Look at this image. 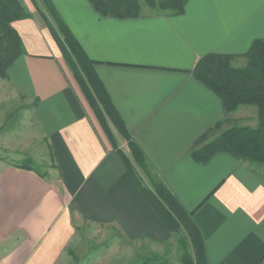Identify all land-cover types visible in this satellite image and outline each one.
I'll return each mask as SVG.
<instances>
[{"label": "crops", "instance_id": "0c3cea01", "mask_svg": "<svg viewBox=\"0 0 264 264\" xmlns=\"http://www.w3.org/2000/svg\"><path fill=\"white\" fill-rule=\"evenodd\" d=\"M52 1L153 172L193 212L208 264H264V166L223 151L204 163L192 156L197 141L224 126L258 125L254 106L225 113L193 69L210 53L245 66L244 54L264 38V0H188L181 15L141 6L129 18L101 16L88 0ZM24 2L33 16L13 26L27 52L0 77V107L17 98L33 104L32 126L52 164L25 168L27 153L11 149L10 136L2 141L0 264H64L80 223L113 228L128 243H165L171 232L113 149L49 27Z\"/></svg>", "mask_w": 264, "mask_h": 264}, {"label": "trees", "instance_id": "16d2710c", "mask_svg": "<svg viewBox=\"0 0 264 264\" xmlns=\"http://www.w3.org/2000/svg\"><path fill=\"white\" fill-rule=\"evenodd\" d=\"M31 1L49 27L66 65L113 149L120 154L148 202L169 231L182 233L178 240L179 263L208 264L204 236L193 217V212H189L153 172L144 153L131 139L95 71L94 61L87 56L52 0ZM88 1L104 17L129 18L141 14V0ZM144 2L157 12L181 15L185 12L188 0ZM32 16L21 0H0V77H5L10 66L27 52L13 22ZM244 57L246 64L239 68L232 65L234 55L210 53L200 58L193 69L195 78L219 96L225 113L234 112L241 105H251L256 107L258 116L257 127H231L204 144L201 140L197 141L193 146L192 156L198 162H207L216 152L223 151L252 167L264 166V38L256 39ZM114 131L125 140L128 152L121 148ZM28 162L32 161L27 160L26 163ZM29 163L24 165L25 168H33ZM38 174L47 176L39 171ZM168 252L155 253L143 259L141 264H173L168 259Z\"/></svg>", "mask_w": 264, "mask_h": 264}, {"label": "rangeland", "instance_id": "374dc122", "mask_svg": "<svg viewBox=\"0 0 264 264\" xmlns=\"http://www.w3.org/2000/svg\"><path fill=\"white\" fill-rule=\"evenodd\" d=\"M21 1L26 8L24 0ZM141 6L146 9L147 5L144 0H141ZM232 65L239 67L241 63L232 62ZM7 104H1L0 107V146L8 147L2 141L10 136L12 138L11 149L20 151V154L27 153L28 160L32 161L28 162L31 166L41 171H47L52 164L51 154L34 132L29 110L33 104L28 105L23 98H17L14 104ZM244 123L246 124V121L237 124L244 125ZM229 125L231 126L223 128L227 130L231 127H239V125ZM8 158L18 162L23 161L10 153H8ZM181 235L180 231L171 233V238L168 241L154 246L145 242L134 244L122 239L113 228L80 223L76 228L69 251H67L64 264H141L143 259L151 257L155 253L163 254L167 251H169L168 259L175 264L179 263L177 260L178 240Z\"/></svg>", "mask_w": 264, "mask_h": 264}]
</instances>
